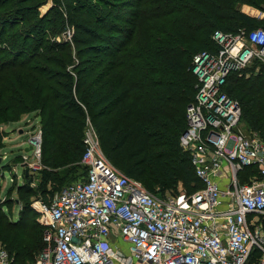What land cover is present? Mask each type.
<instances>
[{
    "label": "trees",
    "instance_id": "obj_1",
    "mask_svg": "<svg viewBox=\"0 0 264 264\" xmlns=\"http://www.w3.org/2000/svg\"><path fill=\"white\" fill-rule=\"evenodd\" d=\"M45 1L0 0V147L2 125L38 117L39 185L58 192L76 168L87 173L81 159L89 118L111 163L151 192L200 188L180 146L196 94L194 55L215 47V30L264 26L239 9L264 0H56L40 14ZM67 23L72 41L54 39ZM249 72L230 74L224 89L240 101L246 128L264 135V64L255 61ZM36 215L28 201L17 218L0 206V247L17 264H32L46 245Z\"/></svg>",
    "mask_w": 264,
    "mask_h": 264
},
{
    "label": "built area",
    "instance_id": "obj_2",
    "mask_svg": "<svg viewBox=\"0 0 264 264\" xmlns=\"http://www.w3.org/2000/svg\"><path fill=\"white\" fill-rule=\"evenodd\" d=\"M212 39L215 47L193 58L196 94L180 136L202 186L151 192L111 163L87 118L85 177L33 204L46 245L32 264H264V140L224 89L233 72L264 64V26L218 29ZM29 141L38 159L30 165L41 167L40 126ZM0 264H17L3 247Z\"/></svg>",
    "mask_w": 264,
    "mask_h": 264
},
{
    "label": "rangeland",
    "instance_id": "obj_3",
    "mask_svg": "<svg viewBox=\"0 0 264 264\" xmlns=\"http://www.w3.org/2000/svg\"><path fill=\"white\" fill-rule=\"evenodd\" d=\"M55 5H57L56 0H46L39 7L38 11L40 14H45ZM239 9L248 14L257 16L264 21V1L258 6L242 3L239 4ZM64 14L66 15V13ZM65 27L66 30H72L73 36V27H70L68 23ZM53 38L57 41H62L64 39V33H57ZM253 64L237 73L242 74L245 72V76L248 77L250 75L249 69ZM258 70L259 66L255 67V72ZM1 127L6 132V136L0 147V206H2L3 210L7 211L11 217L17 218L26 204V201L30 202L33 208V204L36 201L42 199L48 202L47 200L50 196L55 195L57 191L53 189V184H48L46 191H44L39 185L42 176L41 170L44 168L43 165L37 168L31 167L30 165L31 162L38 160L34 156L33 149L27 150V147L30 145V137L37 133L38 122H34V118L28 116V119L24 118L20 122L4 124ZM243 128L244 125H242V129ZM252 131L264 140V135L259 131ZM84 172L83 166L76 168L72 174L74 179L71 183L84 178ZM25 186H29L32 193L26 192ZM36 220L42 224L43 217L41 213L37 212ZM120 242L124 248L127 249L128 244L123 243L122 240H120Z\"/></svg>",
    "mask_w": 264,
    "mask_h": 264
},
{
    "label": "crops",
    "instance_id": "obj_4",
    "mask_svg": "<svg viewBox=\"0 0 264 264\" xmlns=\"http://www.w3.org/2000/svg\"><path fill=\"white\" fill-rule=\"evenodd\" d=\"M28 116H31L32 118H34V122H38V128H39V126H40V124H39V118L36 117L34 114H27V115L24 116V118L28 119Z\"/></svg>",
    "mask_w": 264,
    "mask_h": 264
},
{
    "label": "water",
    "instance_id": "obj_5",
    "mask_svg": "<svg viewBox=\"0 0 264 264\" xmlns=\"http://www.w3.org/2000/svg\"><path fill=\"white\" fill-rule=\"evenodd\" d=\"M32 149V144H30L28 147H27V150H31Z\"/></svg>",
    "mask_w": 264,
    "mask_h": 264
}]
</instances>
